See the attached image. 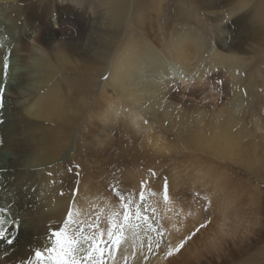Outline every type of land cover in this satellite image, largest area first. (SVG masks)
<instances>
[{
    "label": "bare ground",
    "instance_id": "obj_1",
    "mask_svg": "<svg viewBox=\"0 0 264 264\" xmlns=\"http://www.w3.org/2000/svg\"><path fill=\"white\" fill-rule=\"evenodd\" d=\"M175 1L0 0V217L14 240L0 241V264H26L62 225L72 204L66 179H77L69 165L80 166L79 219L107 218L118 204L106 192L114 180L96 159L117 140L128 160L172 162L158 173L171 202L150 201L166 241L205 220L203 200L189 193L211 199V223L178 253L145 248L128 264H218L264 232L225 165L264 164L263 1ZM141 177L128 169L118 179L132 188ZM152 188L160 193L161 179Z\"/></svg>",
    "mask_w": 264,
    "mask_h": 264
},
{
    "label": "snow or ice",
    "instance_id": "obj_2",
    "mask_svg": "<svg viewBox=\"0 0 264 264\" xmlns=\"http://www.w3.org/2000/svg\"><path fill=\"white\" fill-rule=\"evenodd\" d=\"M10 57L11 51L4 58L5 75L9 68ZM173 87L179 90L175 85ZM2 107L3 90L0 89V109ZM79 167L78 164H72L66 168L68 174L77 178L70 190L72 204L67 210L66 218L62 221V225L49 228L43 247H37L31 258L26 260V264H128L129 256L135 258L137 251L143 252L146 248L151 254L161 251L162 245L165 256L170 257L178 253L201 229L207 228L211 223L210 217L207 216L211 207L210 197L193 192L194 203H199L201 200L204 202L202 205L206 213L204 222L175 245L170 240L166 241L164 239L166 229L154 219L156 209L150 201L162 195L165 204L170 203L169 182L164 177L161 192L154 191L153 181L160 177L152 169L141 177L137 187L127 188L122 181L115 180V177L114 182L106 186V192L118 202L115 209L107 215L106 228L100 215H95L90 220L79 219L81 213L75 209L80 191ZM48 176L52 177L53 173L49 172ZM60 195H64L63 191ZM4 211L5 209L0 208V212ZM5 223L6 220L0 217V241L6 240L11 246L14 240L6 237L3 227ZM129 248L132 249L131 253ZM148 259V256H144L145 261ZM22 264L25 262L22 261Z\"/></svg>",
    "mask_w": 264,
    "mask_h": 264
},
{
    "label": "rangeland",
    "instance_id": "obj_3",
    "mask_svg": "<svg viewBox=\"0 0 264 264\" xmlns=\"http://www.w3.org/2000/svg\"><path fill=\"white\" fill-rule=\"evenodd\" d=\"M51 1L47 0V3L49 4V2H50L52 4L54 2L55 3L54 5H56V4L58 5V4H61V2H62V0H53V2H51ZM172 1H174V3L176 4L175 7H178V4L176 3V1L175 0H172ZM260 1H263V3H262V5H263L264 0H252L250 2L251 8H257V3ZM227 21H231V20H227ZM225 23L226 22L222 23L223 26L225 25ZM223 26L222 27L220 26V30L223 29ZM214 29H215V27H214ZM225 30H226V28H225ZM215 31L218 32V29L217 30L215 29ZM263 59H264V57L262 55L259 56V60L264 63ZM262 68L264 69V65ZM86 95L89 97L88 101L90 103L92 101L91 92H88ZM1 110L2 109H0V111ZM157 131L161 132L160 129H157ZM117 141L110 146H106V148H105L106 150L103 151L104 153L102 152L100 154H97V159H96L98 165L102 164V167L105 166L104 167L105 169L108 167V169L106 170V172H108V173H106V174H108L112 178L115 177V180L119 181L118 178H120V174L123 173L124 171L127 172L128 169L138 170V173L140 175L145 176L149 169H152L155 172L157 171V173L165 172L164 166H167V165L172 163L171 161H169V160L165 161V159H162V158L157 159L155 161H148V162L143 161V160H140V161L128 160L127 157H128L129 152L127 153V157L125 158L124 155L121 154V151H120L119 145L117 144ZM83 159H85V157H82V160ZM90 159H91V157H90ZM92 159L95 160V155L93 153H92ZM92 159L90 161H92ZM85 162H86V160H85ZM225 165L228 166L230 171H233V173H232V175L234 174L233 177L236 180H239L237 182L242 183V185H244V188H246L244 190V197L249 200L250 207L252 209V211L248 210V212H252V216H256V213H257L258 217L260 216V218L262 219L260 222L261 223L260 225L264 226V164L258 170H254V169H250V168L246 169L245 166H243L240 163L238 164V162H235V161H229ZM110 172H112V173H110ZM165 176L166 175H163L160 177L161 182H163L162 180ZM230 177H232V176H230ZM74 179L75 178H73V177H71V178L67 177V179H66L67 186L70 187V189H72L74 186V182H75ZM187 196H188V194H187ZM251 196H254V198H250ZM188 197H192V194L189 193ZM108 209L109 208L106 209L104 214H106ZM104 214H103V216L105 217ZM205 216H206V214H205ZM102 222L106 223L107 220L105 218H103ZM184 224H187V223H184ZM262 232L258 235L257 240L254 241V243L253 242L250 243L249 246H246L239 253L232 255V257H228L223 262H218V264H245V262L248 264V262L249 261L251 262V260L253 258L256 260H259L261 262V264H264L263 263L264 262V258H263L264 257V232L263 233ZM261 234H263V235H261ZM260 236H261V238H260ZM231 262H233V263H231ZM209 264H214V263H209Z\"/></svg>",
    "mask_w": 264,
    "mask_h": 264
}]
</instances>
